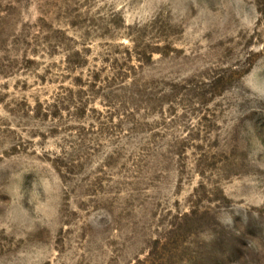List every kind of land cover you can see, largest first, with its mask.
<instances>
[{
    "label": "rangeland",
    "instance_id": "1",
    "mask_svg": "<svg viewBox=\"0 0 264 264\" xmlns=\"http://www.w3.org/2000/svg\"><path fill=\"white\" fill-rule=\"evenodd\" d=\"M0 264H264V0H0Z\"/></svg>",
    "mask_w": 264,
    "mask_h": 264
}]
</instances>
